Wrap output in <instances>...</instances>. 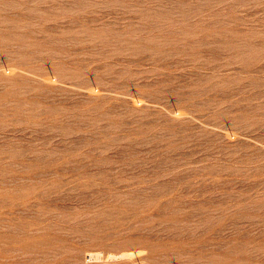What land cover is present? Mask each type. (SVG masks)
<instances>
[{
    "label": "rangeland",
    "instance_id": "1",
    "mask_svg": "<svg viewBox=\"0 0 264 264\" xmlns=\"http://www.w3.org/2000/svg\"><path fill=\"white\" fill-rule=\"evenodd\" d=\"M0 264H264V0H0Z\"/></svg>",
    "mask_w": 264,
    "mask_h": 264
}]
</instances>
